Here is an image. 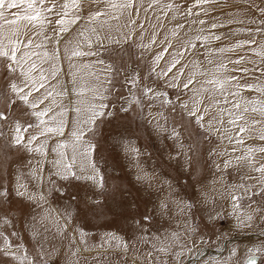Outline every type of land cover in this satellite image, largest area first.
Wrapping results in <instances>:
<instances>
[{"label":"rangeland","instance_id":"1","mask_svg":"<svg viewBox=\"0 0 264 264\" xmlns=\"http://www.w3.org/2000/svg\"><path fill=\"white\" fill-rule=\"evenodd\" d=\"M263 170L264 0H0V264H243Z\"/></svg>","mask_w":264,"mask_h":264},{"label":"water","instance_id":"2","mask_svg":"<svg viewBox=\"0 0 264 264\" xmlns=\"http://www.w3.org/2000/svg\"><path fill=\"white\" fill-rule=\"evenodd\" d=\"M256 260L255 255L249 254L247 257L244 258L243 264H251Z\"/></svg>","mask_w":264,"mask_h":264},{"label":"bare ground","instance_id":"3","mask_svg":"<svg viewBox=\"0 0 264 264\" xmlns=\"http://www.w3.org/2000/svg\"><path fill=\"white\" fill-rule=\"evenodd\" d=\"M101 28H104L105 29V27H101ZM107 28V27H106ZM84 52V51H83ZM72 74V73H71ZM255 164V163H254ZM264 171V170H263ZM245 249V248H244ZM252 255H255V258H256V260H255V262L254 263H252V264H256L257 262H258V259H259V257H258V255L257 254H252Z\"/></svg>","mask_w":264,"mask_h":264},{"label":"flooded vegetation","instance_id":"4","mask_svg":"<svg viewBox=\"0 0 264 264\" xmlns=\"http://www.w3.org/2000/svg\"><path fill=\"white\" fill-rule=\"evenodd\" d=\"M260 253H264V248L260 251ZM260 253L259 254H257L258 255V257H259V259H260ZM254 254V253H253ZM259 259H258V261H259ZM243 263V262H242ZM263 263H264V259H263Z\"/></svg>","mask_w":264,"mask_h":264},{"label":"crops","instance_id":"5","mask_svg":"<svg viewBox=\"0 0 264 264\" xmlns=\"http://www.w3.org/2000/svg\"><path fill=\"white\" fill-rule=\"evenodd\" d=\"M103 27H105V29H107V28H106V27H107L106 25H105V26H103ZM221 116H222V115H221ZM223 116H224V115H223ZM248 147H251V146H248ZM248 147H246V148H248ZM242 148H243V147H242ZM247 167H248V166H247Z\"/></svg>","mask_w":264,"mask_h":264}]
</instances>
